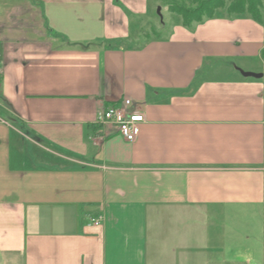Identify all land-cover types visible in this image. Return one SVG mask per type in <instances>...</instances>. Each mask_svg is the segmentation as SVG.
I'll return each mask as SVG.
<instances>
[{
	"label": "crops",
	"instance_id": "obj_1",
	"mask_svg": "<svg viewBox=\"0 0 264 264\" xmlns=\"http://www.w3.org/2000/svg\"><path fill=\"white\" fill-rule=\"evenodd\" d=\"M161 3L0 0V264H264V18Z\"/></svg>",
	"mask_w": 264,
	"mask_h": 264
},
{
	"label": "trees",
	"instance_id": "obj_2",
	"mask_svg": "<svg viewBox=\"0 0 264 264\" xmlns=\"http://www.w3.org/2000/svg\"><path fill=\"white\" fill-rule=\"evenodd\" d=\"M165 4L169 11L182 17L185 26L204 18H213L219 15V11L230 18L251 16L257 22L263 20V0H165Z\"/></svg>",
	"mask_w": 264,
	"mask_h": 264
},
{
	"label": "built area",
	"instance_id": "obj_3",
	"mask_svg": "<svg viewBox=\"0 0 264 264\" xmlns=\"http://www.w3.org/2000/svg\"><path fill=\"white\" fill-rule=\"evenodd\" d=\"M132 100L126 98L123 105H112L99 112L97 122L100 124H111L118 128L119 134L128 142H135L140 133V125L145 121V115L139 110H130ZM92 224L99 225L104 220L102 214L90 216Z\"/></svg>",
	"mask_w": 264,
	"mask_h": 264
},
{
	"label": "rangeland",
	"instance_id": "obj_4",
	"mask_svg": "<svg viewBox=\"0 0 264 264\" xmlns=\"http://www.w3.org/2000/svg\"><path fill=\"white\" fill-rule=\"evenodd\" d=\"M264 1V0H263ZM229 2L227 1V4ZM163 3L154 6L153 11H152V20L153 22H155V24L158 26L161 23L164 24L165 21H177L180 18V15L176 14V13H171L167 10L165 11H160L159 13V8L162 7ZM223 13L222 11H219V14ZM261 13L263 15L264 18V4L263 7L261 9ZM162 15V16H161ZM219 16V15H218ZM153 26H146L143 31H142V36L145 37L146 35H149L151 33H153L154 28H152ZM239 63H241V60H235L234 66H238ZM213 66H215V70H217L215 73L214 71L212 72V74L210 76H214V77H226V76H230L231 73H228V69L231 70L232 66H230L228 63L225 62H217L215 64H213ZM240 67V66H239ZM214 70V69H213ZM234 74H241L240 72H235ZM206 76H208V74H205ZM255 228H257V225H254Z\"/></svg>",
	"mask_w": 264,
	"mask_h": 264
},
{
	"label": "water",
	"instance_id": "obj_5",
	"mask_svg": "<svg viewBox=\"0 0 264 264\" xmlns=\"http://www.w3.org/2000/svg\"><path fill=\"white\" fill-rule=\"evenodd\" d=\"M161 11V7L159 8V13ZM162 16V15H161ZM237 69L241 72L242 75H244L245 77H254V78H263L264 77V73H255V72H251V71H244L240 68L237 67Z\"/></svg>",
	"mask_w": 264,
	"mask_h": 264
}]
</instances>
